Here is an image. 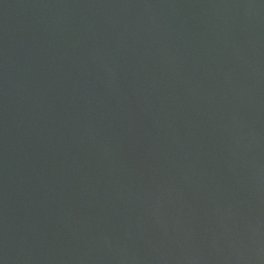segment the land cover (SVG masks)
I'll return each mask as SVG.
<instances>
[{
	"label": "water",
	"instance_id": "95a60500",
	"mask_svg": "<svg viewBox=\"0 0 264 264\" xmlns=\"http://www.w3.org/2000/svg\"><path fill=\"white\" fill-rule=\"evenodd\" d=\"M0 264H264V0H0Z\"/></svg>",
	"mask_w": 264,
	"mask_h": 264
}]
</instances>
